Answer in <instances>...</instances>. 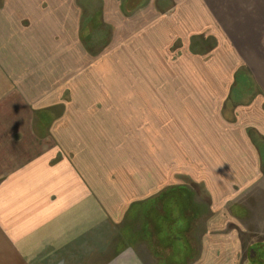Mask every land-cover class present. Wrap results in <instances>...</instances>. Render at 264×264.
<instances>
[{
	"label": "crops",
	"instance_id": "crops-1",
	"mask_svg": "<svg viewBox=\"0 0 264 264\" xmlns=\"http://www.w3.org/2000/svg\"><path fill=\"white\" fill-rule=\"evenodd\" d=\"M92 1L0 0V264H240L264 240V0L139 3L127 28L179 54L159 89L136 40L108 56L125 0L91 30Z\"/></svg>",
	"mask_w": 264,
	"mask_h": 264
},
{
	"label": "rangeland",
	"instance_id": "rangeland-1",
	"mask_svg": "<svg viewBox=\"0 0 264 264\" xmlns=\"http://www.w3.org/2000/svg\"><path fill=\"white\" fill-rule=\"evenodd\" d=\"M104 1H107L106 2L107 4L113 5L112 8L114 10L117 7H120V2L118 0H104ZM104 1H102V2H104ZM143 1L141 2L142 4L140 3L141 7L139 5H137V7L138 6L140 7L139 10L142 7L145 8L147 6L149 0H143ZM89 4L90 5L88 7H89L90 11L92 12L93 18H91L92 21L87 20L88 28H91V30L95 29V28H100V26H99V24L101 23V17L99 15L100 9H99V11H95L97 9V7H95L94 0L92 2H89ZM104 6H105V4H103V6H102L103 12H104ZM137 7H136V9H137ZM134 10H135V8H131L129 6V0H125L124 12L128 16L122 15L120 13L121 15L118 16V21H121L123 28H113V34H111V35H110V32H108V35L110 36L109 43L112 41V44L110 45V47L107 50L108 56L112 57L114 59H118L117 61L124 62V65H122L123 67H126V66L131 67V63L133 64V60L135 58V55H136V59L134 60V63L137 61L138 49L136 47H134V45H133V40L134 41L136 40L135 45L138 44L140 46V48H139V54H140L139 71L141 73H143V72L148 73V67H149L150 68L149 71L152 73V76L156 78L155 80L153 79L150 81H141L140 87H145V88L149 87V88H153V89L163 88L165 86V84L169 83V81L163 80V73L169 72V70H170V72L173 75L174 72H178V70H179L178 63H177V57H179V54H176L174 56V58L171 60V66H169V63H166V66H165V64H162L163 58L161 57V54H160L161 50H159V48L157 46H154V48H153V45L150 47L147 45V43L149 41L147 39L148 35L146 34V32L144 33L142 30H134L133 28H127V25H129L131 23V21L134 19L133 15H132L134 13L133 12ZM135 15L136 14H134V16ZM79 17L80 16L77 15V19ZM114 17L115 16L112 17L113 21L116 20V18L114 19ZM85 18H87V17H85ZM144 20L146 21V18H144ZM143 21H141V24ZM110 29L111 28H109V31H110ZM115 29H116V33H115ZM139 31H140V33H139ZM138 38H139V41H137ZM153 52H156V54ZM154 54H155L156 58H154V57L148 58L149 56H152ZM159 55H160V57H159ZM134 67H136V66H134ZM165 67H166V70H165ZM135 69L137 71V67ZM177 83H179V82H177ZM171 201H173V200H171ZM256 242H258V243L256 244ZM254 243L257 245V247L261 248L260 251L262 252V255L261 254H260V256L257 255L260 253V252L258 253L259 249L257 250V252L255 251L256 253H254V250H251V248L253 246H255ZM251 244H252V247H251ZM253 249H255V247H253ZM240 264H264V240H258V241L252 242V243L246 241L245 242V253H244L243 257L241 258Z\"/></svg>",
	"mask_w": 264,
	"mask_h": 264
},
{
	"label": "trees",
	"instance_id": "trees-1",
	"mask_svg": "<svg viewBox=\"0 0 264 264\" xmlns=\"http://www.w3.org/2000/svg\"><path fill=\"white\" fill-rule=\"evenodd\" d=\"M142 1L143 0H129V6L131 8H135ZM172 245H173V247L181 248V247H183V242H179V241L172 242ZM170 259H172L174 264H185V262L187 263V261L190 260V258H188V257H182V258L181 257H173V258H170Z\"/></svg>",
	"mask_w": 264,
	"mask_h": 264
},
{
	"label": "flooded vegetation",
	"instance_id": "flooded-vegetation-1",
	"mask_svg": "<svg viewBox=\"0 0 264 264\" xmlns=\"http://www.w3.org/2000/svg\"><path fill=\"white\" fill-rule=\"evenodd\" d=\"M258 249H259L258 253H259V252H260V253H259V254H257V255H259V256H260V254L262 255V252L260 251V250H261V248H260V247H257V249L255 248V249H253V250H254V253H256ZM255 251H256V252H255ZM251 255H252V254H251ZM252 256H253V255H252ZM253 257H254V256H253ZM262 257H263V256H262ZM255 258H256V257H255ZM255 258H254V259H255ZM251 261H252V260H251Z\"/></svg>",
	"mask_w": 264,
	"mask_h": 264
}]
</instances>
